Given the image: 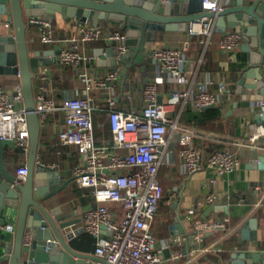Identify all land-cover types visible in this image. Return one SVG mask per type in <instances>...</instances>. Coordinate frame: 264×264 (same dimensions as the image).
<instances>
[{"label": "crops", "instance_id": "0c3cea01", "mask_svg": "<svg viewBox=\"0 0 264 264\" xmlns=\"http://www.w3.org/2000/svg\"><path fill=\"white\" fill-rule=\"evenodd\" d=\"M231 1L224 0V3ZM52 22L56 36V41L52 43L42 40L40 26H29L27 33L32 48L46 50L54 49L56 45H74L71 41L74 35L72 26L77 20L66 19L57 12V18ZM100 22V28L105 32L126 33L118 25L104 20ZM4 23L6 25L8 22ZM12 26L11 23V26L5 27V32L13 33ZM223 33L215 31L211 40L206 43L203 42L204 37L190 35L188 30H158L155 40L147 42L150 55L143 62L134 63L131 67L121 62L113 71L110 70L108 59H104V64L99 61L102 60L101 56L107 57V49L111 46L110 39L103 37L78 42L79 51L91 60L79 66L57 60L43 67L34 79L35 95L44 93L53 97L58 105H62L67 98L93 96L96 105L93 119L98 144L112 142L113 138L109 123V94L115 96L118 109L140 110L145 106L143 95L145 84L162 77L164 81L159 84L160 102H169L172 91L177 87L196 90L199 86H204L223 99L221 104L203 110L196 109L191 102L169 107V115L178 120L179 130L170 128L168 131L164 162L159 170V180L165 193L152 225L158 245L165 246L163 250L165 264H216L219 260L225 263L227 253L239 242H244L239 241L241 235L239 227L250 218L258 220V238L248 240L247 243L255 250L264 251V208L257 205L264 199V170L249 167L251 160L264 151V144L260 145L250 140V134H258L259 138L264 136V126L253 123L251 102L242 97L245 91L238 93L235 88L241 70L249 66L247 53L241 46L232 51L222 50L219 47V39ZM167 47L182 49L186 68L192 70L191 83L176 84L162 70L158 59L152 55L154 49ZM125 70L126 81L117 82L121 78V71ZM83 71L88 73V80L80 75ZM114 71L119 72L118 79L110 87L88 89L90 85L94 87L98 78H105ZM0 81L8 92H12L21 84V77L16 74H0ZM221 84H225V88H222ZM65 120L66 113L63 108H59L47 113L42 123L39 160L49 166L55 165L54 168L59 170L61 178L69 180L68 185L46 203L51 209L59 208L61 214L68 219L81 218L80 222L66 230L75 231L80 228L81 236L73 246L80 251L93 254L96 238L83 230L82 217L84 211L97 205V202L91 189L80 187L75 180L74 167L80 160L76 147L60 143L59 132L65 127ZM192 143L200 146L205 156L218 149L237 153L243 164L224 175L209 169L188 174L181 166L180 150ZM5 144L6 164L16 175L17 168L27 164L29 151L22 149L15 142L6 141ZM212 192L217 198L209 201L207 196ZM113 205L118 207L116 204ZM218 205H229V212L217 210L215 206ZM178 214L185 216L182 220L185 232L174 235L170 226L178 223ZM225 217L230 218L226 230H208L200 242L195 239L198 245L192 247L190 234H194L197 221ZM7 223L15 224V218H9ZM13 234L0 228V235L6 241L11 240ZM178 236L185 239L179 243L175 242ZM194 249L197 251L191 256L190 253ZM176 251H181L182 255L173 258ZM87 262H90V259H87Z\"/></svg>", "mask_w": 264, "mask_h": 264}, {"label": "built area", "instance_id": "2783aa9c", "mask_svg": "<svg viewBox=\"0 0 264 264\" xmlns=\"http://www.w3.org/2000/svg\"><path fill=\"white\" fill-rule=\"evenodd\" d=\"M168 1V0H163ZM224 0H203V9L219 12L225 8ZM31 21L41 28L44 42L56 41L52 20L34 16ZM11 26V23H6ZM72 46H60L59 60L65 64L81 65L90 57L82 54L78 42L108 38L119 42L118 51L126 53L127 35L121 31L105 32L92 25L74 23ZM216 31V19L203 17L193 21L188 28L190 35H198L208 43ZM243 34L237 30L224 32L219 39V47L232 51L243 43ZM152 55L158 59L162 70L176 84L192 82V70L187 69L180 47L154 49ZM264 67V64H263ZM118 71L109 73L105 78H98L93 88H108L117 80ZM80 75L88 80V73ZM164 78L158 77L145 84L143 95L145 106L140 109L125 111L117 108L115 96L109 94V123L113 135L112 142L98 144L95 138L93 110L96 108L93 96L67 98L58 105L53 97L44 93L36 94V111L43 123L47 113L63 108L66 113V125L59 132L63 145L75 146L79 153V162L74 167L75 180L80 187L90 188L97 205L84 211L83 230L96 238L94 253L97 257L91 264H165L164 245H158V239L152 231V225L159 211L165 189L159 180V170L164 162L165 146L169 129L179 130L178 120L169 115V107L179 103L191 102L198 110L207 106L219 105L223 99L204 86L196 90L175 88L169 102L159 101V84ZM225 88V84H221ZM13 93L4 88L0 81V138L6 142H15L22 149L29 151L30 129L27 110L24 104L16 100L22 98L21 84ZM13 98V99H12ZM258 134L251 133L250 140L257 141ZM111 150H114L112 153ZM119 150V151H118ZM122 151V152H121ZM183 171L193 174L197 171L216 170L220 175L233 172L243 164L237 153L218 149L205 156L200 146L189 144L180 150ZM51 167H55L52 165ZM28 174L27 164L17 168L16 181L21 182ZM217 198L214 192L207 196L209 201ZM118 205V207L112 206ZM257 205L264 208V199ZM230 218L200 220L196 222L194 236L200 242L208 230H226ZM12 233L15 224L0 223ZM185 238L178 236L175 242ZM32 243V231L27 229L23 244ZM196 249L190 255L194 256ZM182 255L176 251L173 258Z\"/></svg>", "mask_w": 264, "mask_h": 264}, {"label": "water", "instance_id": "95a60500", "mask_svg": "<svg viewBox=\"0 0 264 264\" xmlns=\"http://www.w3.org/2000/svg\"><path fill=\"white\" fill-rule=\"evenodd\" d=\"M57 12L66 19L75 18L78 23L96 28L104 20L126 32L128 52L119 55V42L111 40L107 57L101 56L99 60L104 64V59H108L112 71L121 62L127 67L143 62L150 55L147 42L155 40L158 30H188L193 21L208 17L216 19V31H240L244 39L241 48L247 53L249 66L241 70L235 88L238 93L245 91L242 97L251 102L253 123L264 126V0H232L219 12L204 10L203 0H0V74L20 75L22 98L16 101L26 107L30 129L28 174L21 182L16 181V175L6 164V144L0 138V223L15 218L12 239L6 241L0 235V264H91L87 259H97L73 246L81 236L80 228L66 230L81 218L68 219L59 208L47 205V200L63 190L69 180H63L59 170L39 160L43 124L36 111L34 79L43 67L59 60L60 46L34 49L27 30L36 25L32 17L55 20ZM5 21L13 24V33L5 32ZM126 77L127 70L121 71L117 82L126 81ZM208 107L211 106L205 108ZM256 143L263 145L264 136ZM249 165L264 170V151ZM215 208L229 212L230 206ZM183 219L185 216L178 214V223L170 226L172 234L185 232ZM257 228L256 218L243 222L239 241L244 242L227 253L225 263L219 260L216 264H264V251L247 243L258 238ZM27 229L32 231V243L24 246ZM190 243L192 247L198 245L194 234H190Z\"/></svg>", "mask_w": 264, "mask_h": 264}]
</instances>
